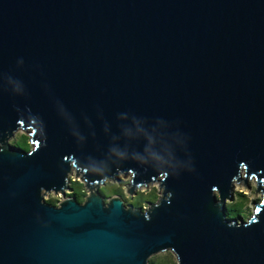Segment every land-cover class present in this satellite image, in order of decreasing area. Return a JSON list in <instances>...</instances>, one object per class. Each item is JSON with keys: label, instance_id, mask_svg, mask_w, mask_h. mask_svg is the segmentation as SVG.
I'll return each mask as SVG.
<instances>
[{"label": "water", "instance_id": "obj_1", "mask_svg": "<svg viewBox=\"0 0 264 264\" xmlns=\"http://www.w3.org/2000/svg\"><path fill=\"white\" fill-rule=\"evenodd\" d=\"M18 129L28 151L8 142ZM119 174L158 200L103 196ZM248 177L262 198L228 218ZM165 250L264 264V0H0V264Z\"/></svg>", "mask_w": 264, "mask_h": 264}, {"label": "rangeland", "instance_id": "obj_2", "mask_svg": "<svg viewBox=\"0 0 264 264\" xmlns=\"http://www.w3.org/2000/svg\"><path fill=\"white\" fill-rule=\"evenodd\" d=\"M20 135L27 137V142L29 144V149H30L32 145L29 142L28 134H27V132L22 131V129H18L14 133L13 137L11 139H9L8 142L10 144L15 145L13 143V140L16 138L18 140H20V137H19ZM81 181L82 180L80 179V176L76 177L75 172L72 171V174L70 175L69 185L71 186L72 182L82 183ZM128 182H130V175L123 176V175L119 174L118 180L107 181V182L99 185V189L100 190L102 189L103 192L106 193V196H105L106 198L114 195L112 192L113 189L118 190L119 191L118 194L123 198V201L125 204H131V202L133 200L138 199L139 198L138 194H142L145 196L151 191L155 192V195L157 197L160 196V189L158 187V184H151L147 187H141V188L137 189L134 194L129 195L127 193ZM257 186L258 185H257V182H256L254 177H248L247 183H245V181L242 180L240 183L236 182L233 185V189H232L233 195L237 196L238 194H241V195H243V197H245V200H246V202H245V211H246L245 219H247L252 214L253 209H254V204L259 202L260 199L262 198L261 192L256 191ZM83 187H84V185H83ZM66 192H67V195L68 194L71 195L72 190L67 189ZM84 192H85V194H88V191L85 187H84ZM43 199L47 202H49L50 200H53L54 204L56 205L58 203V201L62 199V195L61 194H54L53 191H51L49 193H45ZM233 200L232 201L227 200L226 204L233 202ZM154 202H156V200ZM146 207H147V202L142 203L140 206V208H142V209H144ZM164 257H168L171 261L176 263V258L173 255V253L169 250H165V251L159 252L153 256H150L148 259V264H150V261H152V260H160V259H163Z\"/></svg>", "mask_w": 264, "mask_h": 264}, {"label": "trees", "instance_id": "obj_3", "mask_svg": "<svg viewBox=\"0 0 264 264\" xmlns=\"http://www.w3.org/2000/svg\"><path fill=\"white\" fill-rule=\"evenodd\" d=\"M19 137H20V140L16 138L13 140V143L15 145L20 146L21 149L28 151L29 144L27 142V137L22 136V135H20ZM70 188L72 190L71 196H73L79 202L82 201L83 198L85 197L83 184L78 183V182H72ZM100 191L102 192L103 196H106V193H104L102 189ZM112 192L113 194L119 193V191L116 189H113ZM138 195H139V198L133 200L131 204L139 208L142 203L152 202V201L154 202L155 200L158 199V197L155 195V192L153 191L149 192L145 196L142 194H138ZM49 202L55 205L53 200H50ZM245 202L246 200H245V197H243V195L238 194L237 196H234L233 202L226 204V212H227L228 218H234V217H239V216H242L245 218L246 217ZM150 264H176V263L171 261L168 257H164L163 259H160V260H152L150 261Z\"/></svg>", "mask_w": 264, "mask_h": 264}]
</instances>
